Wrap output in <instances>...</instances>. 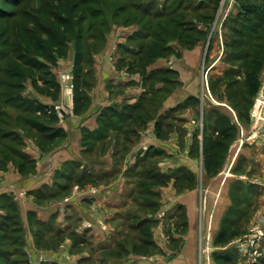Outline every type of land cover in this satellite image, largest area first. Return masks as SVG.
<instances>
[{
  "label": "rangeland",
  "instance_id": "obj_1",
  "mask_svg": "<svg viewBox=\"0 0 264 264\" xmlns=\"http://www.w3.org/2000/svg\"><path fill=\"white\" fill-rule=\"evenodd\" d=\"M216 1L217 9L213 12ZM243 5H251L253 13L246 14ZM146 10L149 15H144ZM0 15L3 16L0 18V111H3L0 113V136L7 129L13 130L9 137L18 134L23 148L36 142L35 133L24 124L27 116H18L16 98L3 105L4 99L18 93L8 85L21 81L14 77L16 71H23L20 55L25 57L22 61H42L43 64L49 63L46 59L49 54L58 55L51 71L60 92L54 87L50 92L37 93L31 79L25 80L30 76V71H26L23 82L27 88L22 95L30 98L34 94L42 100L52 98L53 101L47 104L50 107L48 113H55L59 123L76 114L75 90L68 95L62 78L63 74H70L74 84V66H70L67 57L71 53L75 55L76 42L70 41L76 38V28L84 31L85 38L89 35L90 25L91 33L103 30L106 35L123 27L129 29L124 49L129 52L127 63H133L136 58L132 53L150 41L149 37L137 35L140 30L145 33L148 29L153 33L161 31L165 40L157 46L166 47L165 53L160 54L163 57L176 55L182 58L186 50L197 46L200 49L196 66L197 95L185 100L184 107L177 106L175 112L167 113L173 124L162 137L177 145L183 154L189 156L191 153L194 170L184 161L179 166L180 161L171 158L173 153L168 155L165 149L167 156L162 151L156 159H147L145 163L137 161L135 166H128L125 157L132 144L125 143L126 137L118 135L113 138L115 142L104 139L102 144L91 139L88 149L92 151L85 156L90 162L88 166H94L96 150L102 149L104 155L118 152L115 163L119 174L113 180L105 176L101 183L104 187L114 183L119 195L110 206L107 201L112 199L103 194V207L98 212L102 213L103 220L98 224L97 240H92L89 234L79 237L78 232L69 238L71 245L66 244V237L53 234L50 225L51 233L41 248L38 245L40 240H45L46 234H40L41 238L34 235L35 230L26 234L19 217V223L12 218L11 213L19 210L12 202L14 197L6 194L0 198V215L8 213L10 218L0 217V264H264V112L254 114L257 96L264 86V0H251L248 4L238 0H0ZM81 15L84 18L79 21ZM208 15L212 21L205 18ZM58 17L69 27V34L56 38L55 33L46 36L38 32L37 22L42 27L48 24L49 31L57 29ZM33 18L36 21L31 23ZM27 26L32 30H27ZM152 35L150 43L158 40L156 33ZM113 38L115 40L118 35ZM51 41L64 49H52ZM26 42L32 45L29 49ZM94 42H87L92 57L96 51L104 49V46L96 49ZM41 44L44 45L43 52H37L36 47ZM165 69L173 71L168 75L166 92L161 94L168 97L176 87L171 79L177 77L178 70L169 61ZM87 80L88 84L83 87L85 104L77 114L86 111L94 97V75L90 73ZM39 84L43 82L39 81ZM156 84L157 81L151 82L149 87ZM152 107L155 103H151L153 112L155 108ZM179 115H182L181 119ZM16 117L22 120L16 121ZM185 123L191 130L182 128ZM224 133L230 138L222 139L218 168L207 172L204 144L208 137L224 138ZM2 149L0 145V152ZM3 160L7 158L2 151L0 190H4L6 176L13 173L12 160L9 159L7 164ZM174 165L180 168L175 170ZM126 167L130 170L124 172ZM79 168L78 164L76 170ZM88 173L84 167L80 172L72 173L70 190L63 193L54 185L48 190L50 197L54 198V191L55 195L59 194L56 197L60 196L61 203L68 202L70 196L74 197V190L77 196L80 189L75 187L81 180L85 181ZM86 186L92 188L88 189L92 190L88 195H97L91 183ZM191 203L196 205L191 213L194 223H190L188 205ZM78 226L77 222L72 223V229ZM83 226L90 227L87 223ZM134 245L144 246L147 250L138 254L132 249ZM62 247L67 253L61 254L64 257L61 261L59 256L44 255L35 261L30 250L58 251ZM182 254L184 258H180ZM223 256H233L232 262L218 258Z\"/></svg>",
  "mask_w": 264,
  "mask_h": 264
},
{
  "label": "crops",
  "instance_id": "obj_2",
  "mask_svg": "<svg viewBox=\"0 0 264 264\" xmlns=\"http://www.w3.org/2000/svg\"><path fill=\"white\" fill-rule=\"evenodd\" d=\"M128 30L124 27L117 29L115 32L112 30L107 35V40L103 45L104 49L99 52L96 51L93 55L91 73L94 75V97L90 100L86 111L70 115L66 120L55 125L65 132V137L59 143L60 145L58 144L48 150H42L37 141L25 145L23 152L35 160V169L28 174H21L12 163L10 167L13 173L10 174V177L6 176L5 185L2 188L4 190H0V198L6 196V194L13 195H11V197H14L12 202H15L14 207L19 210H14L11 214L17 221V216L19 217L24 230H27L26 234H31L33 230H35L34 235L38 234V237H40V234H46V237L44 236L45 240H40L41 243L38 245L40 247L43 244L46 245L45 241L48 240L49 233H51L50 229L53 234L59 237L65 236V243L68 242L70 245L69 238L78 232L80 233L79 237L84 238L89 234L92 240H97L96 234L100 231L98 224L103 220L102 213H98L103 207V194L112 199L107 201L110 206L114 204L113 202L119 195L115 192L114 183L105 187L101 183L103 177L109 176L113 180L119 174L115 163L118 152H115L116 155L115 153L104 155L102 149L96 150L94 166H88L90 162L85 156L92 151L88 148L93 136H97L95 141L101 144L104 139H112V142H115L113 138L118 135L126 137L125 143L132 144L131 148L128 151L126 150L125 158L129 161L128 166L137 161L144 163L147 159H156L165 149L166 153L168 151V155L173 153L171 158L180 161L179 166H182L184 161L186 166L194 170L190 159L191 153L189 156L183 154L177 145L163 140L162 137L165 135L166 129H169L173 124L172 118L168 117L167 113L175 112L177 106L182 107L185 100L195 98L197 95L199 77L197 76L196 66L200 53L199 46L192 50H186L182 58H177L176 55L159 56L146 66L145 72L150 74L153 71L165 69L169 61L173 68L178 70L177 77L171 79L175 81L176 87L168 97L161 95L166 92L167 82L157 81L156 86L153 87L154 94L157 96L155 107H152L155 109L152 112L151 103L147 99L151 94L149 92L150 83H144L143 75L131 69L129 63H127L129 54L124 49L130 35ZM116 34L118 38L114 40L113 37ZM67 62L71 67L74 66V55L72 53L68 54ZM34 98L43 105L53 101L52 98L42 100L41 97L34 96V94L30 96V99ZM140 100L143 103L141 108L137 107ZM146 111L147 113H145ZM179 117L181 119L182 115H179ZM186 124L181 125L182 128L191 130L190 125ZM122 128L123 132H121ZM35 140H37L36 137ZM35 154L37 155L35 156ZM166 156H164V159H167ZM54 163L56 165L53 166ZM78 164L81 169L76 170ZM50 166H52V169ZM179 166L174 165V169H179ZM10 167L7 169L10 170ZM83 167L84 169L87 168L89 173L85 181L84 179L81 180L80 185L75 187L78 190L80 189L77 196L74 190V197L70 196L68 202L64 201V203H61L60 196L56 197L59 194L55 195L54 191L52 192L54 198L50 197L51 193L48 190L52 189L54 185H57L63 193L69 191L72 173L80 172ZM128 169L130 170V167H126L124 172L129 171ZM15 170L16 172H14ZM49 172L50 174H48ZM88 183L94 186L93 189L96 190L97 195H88L92 192V190H88L92 188L86 186ZM182 198L180 199L182 200ZM188 206L191 211L190 223H194L191 213L196 205L191 203ZM4 214L0 217H5L8 213ZM74 222L79 224L76 229H72V223ZM85 223L90 227H84ZM50 225L51 228L49 229ZM79 237L77 241L80 239ZM75 247L77 250L78 246ZM32 249H30L31 255L35 261L43 255L61 257L64 253H67L65 247L58 251L54 249ZM184 256L182 254L180 258H184ZM59 259L60 261L64 260V257ZM183 261L186 263V260L183 259Z\"/></svg>",
  "mask_w": 264,
  "mask_h": 264
},
{
  "label": "trees",
  "instance_id": "obj_3",
  "mask_svg": "<svg viewBox=\"0 0 264 264\" xmlns=\"http://www.w3.org/2000/svg\"><path fill=\"white\" fill-rule=\"evenodd\" d=\"M240 2H242L243 4H248V2H250L251 0H238ZM217 3L218 1H216L213 9L211 11H215V9H217ZM17 4H13V6H15ZM251 5H243L242 7L244 8L245 13L249 14V13H253L254 8L250 7ZM212 8V7H211ZM196 10H199V8H197ZM148 10L144 11V15H149V11ZM14 13V12H13ZM12 13V14H13ZM3 16L0 15V18H2ZM211 16L208 15L207 20L212 21V18H210ZM84 18L83 15H81L78 19L79 21H81ZM256 18H258L256 16ZM58 22H59V27L53 31H49L50 28L48 27V24H45L44 27L41 26V24H39L38 22L36 23V28L39 29L38 32L42 35V34H46V36H50L52 34L55 33V37H63V35H67L69 34V27L63 22L61 17L57 18ZM32 21H36L34 18L31 19V23ZM126 22H128L126 20ZM80 24V23H79ZM207 25V24H206ZM27 30H32V28L30 27H26ZM62 29V30H61ZM88 36L85 38L84 37V31H82V29L76 28V38L74 39V41H70V39L68 41L75 43L74 44V48H75V55H74V67H73V74H74V90H75V106L76 108L74 109L75 113L77 114L81 108L84 107V100H85V96L83 93V87L86 86L88 84V80L87 77L88 75L91 73V64L93 63V58L92 55H90V47L87 45V42H91L95 41V48L98 49V47H102L106 41V32L101 30L100 32H92V25H90L88 27ZM105 32V33H104ZM156 33V37L158 38V40L155 42L153 41L152 43H150L153 35ZM151 32L149 29L146 30V33L142 30H140V32L137 35H141V37H149L150 41L148 42V44L142 45L141 48L137 49V50H133L134 52L132 53V55L136 58L134 59L133 63H129V66L131 67V69H134L135 71L140 72L143 75V81L144 83L148 84L151 82H156L158 81V79L162 78V80H166L164 82H167V78L169 77L168 75L173 74V71H168L167 69H161V70H157V71H153L152 73L148 74L145 72L146 66L151 63L155 58L154 55H158L160 56V54L165 53L166 47H158L157 44L158 43H162L165 40V36L161 33V31L156 32L154 31ZM195 33L197 34V31H195ZM200 34V33H198ZM136 35V34H135ZM162 36V37H161ZM148 38V39H149ZM180 38H182V36L180 35ZM104 44H103V42ZM71 44V43H70ZM26 48L29 49L32 45L29 42L25 43ZM58 45L56 43H54L53 41H51L50 43V47L52 49H57L60 50V48L63 50L64 47L62 48V46L57 47ZM43 48L44 45H38L36 47V51L37 52H43ZM156 51V52H155ZM60 52V51H59ZM129 54V52H128ZM64 55V54H63ZM57 54H49V57L46 58L48 60V64H43L42 61H34L33 63L30 61H22L23 58H25L23 55H20L19 60H20V67L23 68V71H16L14 73V77L15 78H20L21 81H17L15 83H13V85H8V87L12 90L18 93L15 94V97H9L7 99H4L3 101V105L5 106L6 104L10 103L12 99L16 98V102L17 104L15 105L16 109L20 112L18 114V116L20 117L21 114H25L27 116V118L24 121V124L26 126H29V128L32 130L33 134L36 137V141L38 143V146L42 149V150H48V149H52L54 148V146L56 144H58V142L60 140H63L65 137V132L62 130V128L60 127H56L55 125L58 124V118L55 115V113H48V110L50 109V107H48L47 105H43L41 104L37 99H30L27 96L22 95L26 88H27V84L23 82V78L25 77V73L26 71L29 72L30 71V76L27 77L25 80H27L28 78L31 79V85L33 86L34 89H36L39 92H50L52 91V89L55 87V89L58 91V93L60 92L59 89V84L56 81V77L55 75L52 73L51 66H54L56 64L57 61ZM137 68V69H136ZM36 73V74H35ZM35 74V75H34ZM225 79L222 78L220 79V82H222ZM39 81L43 82L42 85L39 84ZM161 81V80H160ZM56 91V93H57ZM150 97L147 98L148 101L150 103H155V98L157 95L154 94V90L153 88L149 89ZM2 94H4V92H2ZM58 95V94H57ZM56 95V96H57ZM154 100V101H153ZM143 105V103L140 102L138 103L137 107L141 108ZM138 108V109H139ZM0 113H3V111H0ZM136 113V111H135ZM30 116V117H29ZM34 116V117H32ZM17 119H15L16 121L18 120H22L18 117H16ZM24 120V119H23ZM15 121V122H16ZM2 129V127H0V130ZM10 133H13V130L11 129H7V131H5L4 133H2V135L0 136V145L3 147L2 151L5 153L7 160H3L4 164H7V162L10 160H12V163L17 167V169L19 170V172L21 174H28L30 172H32L35 169V160L32 159L30 156H28L26 153L23 152V146L24 143L21 140V138L18 139V134L17 135H13V137H9ZM223 136H225L224 138L218 137L215 139H212L211 137L207 139L206 144H204V154L206 155L205 157V166H206V171L207 172H213L214 170H216L218 168L219 165V156H220V151L223 147L222 144V139H227L230 138L229 135H227L226 133L223 134ZM97 137V136H96ZM96 137L93 136L92 139H97ZM15 138V139H14ZM17 138V139H16ZM8 141H12L11 144L10 143H5ZM2 151L0 152V154L2 153ZM153 157V156H152ZM146 162V161H145ZM144 162V163H145ZM3 219L8 220L10 217L9 215L2 217ZM12 218H14L12 216ZM15 220V219H14ZM15 223H18V221H14ZM18 227V225H17ZM19 228V227H18ZM223 236V235H222ZM222 241V238L219 240ZM145 248L144 246L138 247L137 245L133 246V250L134 252L140 254L143 251L145 252V250L147 249H143ZM148 248V247H147ZM219 259H222L226 262H232L233 260V256H223V257H218Z\"/></svg>",
  "mask_w": 264,
  "mask_h": 264
},
{
  "label": "built area",
  "instance_id": "obj_4",
  "mask_svg": "<svg viewBox=\"0 0 264 264\" xmlns=\"http://www.w3.org/2000/svg\"><path fill=\"white\" fill-rule=\"evenodd\" d=\"M62 78L64 80V83L66 85V90L68 95H72V92L74 90V84H73V77L70 74H63ZM263 113L264 112V86L261 87L259 94L256 99V104L254 107V114L255 113ZM260 116V115H259Z\"/></svg>",
  "mask_w": 264,
  "mask_h": 264
}]
</instances>
